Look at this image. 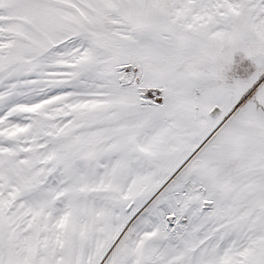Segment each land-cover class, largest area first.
<instances>
[{
  "label": "snow or ice",
  "instance_id": "1",
  "mask_svg": "<svg viewBox=\"0 0 264 264\" xmlns=\"http://www.w3.org/2000/svg\"><path fill=\"white\" fill-rule=\"evenodd\" d=\"M0 264H264V0H0Z\"/></svg>",
  "mask_w": 264,
  "mask_h": 264
}]
</instances>
